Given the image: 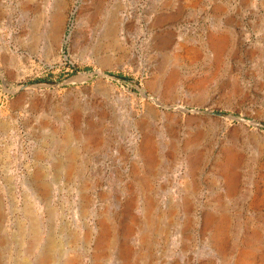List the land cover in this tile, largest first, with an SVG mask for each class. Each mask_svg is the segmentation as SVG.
<instances>
[{"label":"rangeland","instance_id":"374dc122","mask_svg":"<svg viewBox=\"0 0 264 264\" xmlns=\"http://www.w3.org/2000/svg\"><path fill=\"white\" fill-rule=\"evenodd\" d=\"M249 263L264 0H0V264Z\"/></svg>","mask_w":264,"mask_h":264},{"label":"bare ground","instance_id":"6f19581e","mask_svg":"<svg viewBox=\"0 0 264 264\" xmlns=\"http://www.w3.org/2000/svg\"><path fill=\"white\" fill-rule=\"evenodd\" d=\"M148 95V94H147ZM149 97V96H148ZM248 252V251H247ZM249 257H251V256H249ZM242 258V257H241ZM248 258V257H247ZM246 259V258H245ZM242 261V260H241ZM244 262H245V260H244ZM249 262V261H248ZM250 264V263H249Z\"/></svg>","mask_w":264,"mask_h":264},{"label":"water","instance_id":"95a60500","mask_svg":"<svg viewBox=\"0 0 264 264\" xmlns=\"http://www.w3.org/2000/svg\"><path fill=\"white\" fill-rule=\"evenodd\" d=\"M76 2H78V1H76ZM75 11L77 10V7L75 6V9H74ZM126 81H128V80H126Z\"/></svg>","mask_w":264,"mask_h":264},{"label":"trees","instance_id":"16d2710c","mask_svg":"<svg viewBox=\"0 0 264 264\" xmlns=\"http://www.w3.org/2000/svg\"><path fill=\"white\" fill-rule=\"evenodd\" d=\"M38 81H42V80H38Z\"/></svg>","mask_w":264,"mask_h":264}]
</instances>
